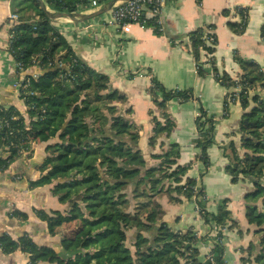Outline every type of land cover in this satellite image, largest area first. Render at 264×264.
Masks as SVG:
<instances>
[{
  "label": "trees",
  "instance_id": "1",
  "mask_svg": "<svg viewBox=\"0 0 264 264\" xmlns=\"http://www.w3.org/2000/svg\"><path fill=\"white\" fill-rule=\"evenodd\" d=\"M16 1H19L18 14L23 17L10 29L8 51L22 66V72L37 66L42 74L25 76L28 87L20 91V99L29 108V123L15 107H0V171L22 154L31 152L34 142L58 138L60 142L48 149L49 156L42 166V172L46 173L36 185L58 182L54 194L61 203L70 204V211L68 215L60 212L54 213V217L43 215V219L48 221L51 232L63 226L70 231L62 239L66 257L52 248L38 246L29 236L19 240L1 237L2 250L6 254L20 250L29 255L32 263L226 264L222 243L214 246L211 258L201 262L196 247L201 239L192 231L175 232L163 222L159 199L168 195L172 202H180L173 196L177 194L194 200L205 222L221 226L229 221L234 223L229 211L222 210L218 215L207 211V198L195 180L187 179L180 185L186 169L176 166L180 157L178 146L172 145L162 155L158 168L145 169L138 148L139 134L129 120L119 115L116 106L125 97L112 89L106 75L96 72L76 54L35 0ZM82 4L84 0H46L50 9L67 14H77ZM237 12L242 20L234 23L233 29L243 33L248 23L247 10L238 8ZM146 27L158 34L163 32V27L160 30L151 20ZM192 40L197 71L202 74L207 63L201 61V50L212 54L214 49L207 46L205 30L193 34ZM214 42H217L215 35ZM211 68L220 84L242 88L239 99L246 114L240 128L246 152L241 156L231 144L227 171L234 183L248 179L253 186L247 194L250 205L246 218L259 228L261 239L250 245L242 262L264 264V71L257 64L242 61V74L233 80L221 76L215 66ZM258 89L261 92L251 97V92ZM157 90L163 96L159 99L155 94L154 101L162 109L174 98L180 101L192 98L187 91L166 92L153 81L152 91ZM229 98L234 99L235 95ZM251 103L254 107H250ZM163 120L164 123L156 122L158 136L170 134L174 129L166 115ZM196 124L200 159L208 170L214 119L201 110ZM3 154L7 156L4 158ZM131 230L137 234L134 243L129 244Z\"/></svg>",
  "mask_w": 264,
  "mask_h": 264
},
{
  "label": "crops",
  "instance_id": "2",
  "mask_svg": "<svg viewBox=\"0 0 264 264\" xmlns=\"http://www.w3.org/2000/svg\"><path fill=\"white\" fill-rule=\"evenodd\" d=\"M18 2L0 0V107H15L29 123L28 107L15 88L19 79L16 61L7 48L10 29L16 24L12 17L18 15L19 20L23 17L18 14ZM238 8L247 10L248 23L243 33L233 29V24L242 20ZM109 10L82 23L54 20L53 25L76 54L96 72L106 75L112 89L125 97L116 106L119 115L129 120L139 134L138 148L144 157L145 169L158 168L162 155L177 145L180 157L176 166L186 169L180 185L187 179L195 180L207 198V211L212 215L229 211L234 221L224 226L213 221L207 223L199 215L194 200L173 194L181 201L172 202L168 195L159 199L164 211L163 222L175 232L192 231L201 239L196 244L201 262L207 260L214 248L215 229L219 228L226 264H244L242 258L246 257L250 245L258 244L261 239L259 228L249 224L246 218L250 205L247 194L253 186L248 179L234 183L227 168L231 163V144L241 156L246 152L242 148L240 128L246 110L239 98H229L237 87L220 84L211 66L221 76L233 80L242 74V61L257 64L264 71V0H201V4L198 0H166L161 34L138 24L122 28L110 25ZM206 29L215 35L217 42L213 46L212 65L205 64V72L198 74L192 36ZM40 74L42 70L37 66L24 72V76ZM153 81L166 92L187 91L192 98L185 101L174 98L162 109L154 96L162 99L163 95L160 90L152 91ZM259 91H252L250 96ZM201 110L214 119L208 170L201 162L198 147L196 120ZM165 115L174 129L170 134L158 136L156 122L164 123ZM59 142L58 138L34 142L31 152L22 154L6 170L0 171V238L7 235L19 240L29 236L38 246L52 248L66 257L62 239L69 233V227L51 232L43 215L54 217L59 212L68 215L70 204L61 203L54 194L57 181L36 185L46 173L42 172V166L49 156V147ZM136 234V230L129 232V244L134 243ZM0 264L57 263H32L28 254L20 250L6 254L0 247Z\"/></svg>",
  "mask_w": 264,
  "mask_h": 264
},
{
  "label": "built area",
  "instance_id": "3",
  "mask_svg": "<svg viewBox=\"0 0 264 264\" xmlns=\"http://www.w3.org/2000/svg\"><path fill=\"white\" fill-rule=\"evenodd\" d=\"M62 1L64 0H61V2ZM84 1H85V4H82L80 6V11L77 14L83 15V14L91 13L95 9L101 8L102 6H104L106 3H108L111 0H84ZM198 3L201 4V0H198ZM165 5H166V0H131L128 2H122L110 8L109 10L110 16H109L108 23L110 25L118 26L120 28L125 27L128 24H138L142 27H146V22L151 20L160 27V30H162V27L164 24L163 23V10H164ZM12 19L15 21V23H18L19 16L14 15ZM11 39H12V34L10 33L8 44H7L8 50L10 47ZM205 39H206L207 46L213 48V46L215 45L214 35L208 29H206L205 31ZM1 43H2V37L0 35V47H1ZM201 54H202L201 61L203 63L210 64V59L212 58V54L206 49H202ZM195 66L197 70L196 61H195ZM16 68H17L19 79L17 83L15 84V88L18 90L19 96H20V91L28 87V82L24 76V72H22L23 70L22 66L17 62H16ZM241 90L242 88L240 86L237 87V91L234 93L235 95L234 99L240 98L239 93L241 92ZM199 199H202V198H199ZM215 230H216L217 235L213 243L214 246L217 243L222 242L218 236L219 228H216ZM223 231H225V229ZM212 251L209 255L210 258L212 257Z\"/></svg>",
  "mask_w": 264,
  "mask_h": 264
},
{
  "label": "water",
  "instance_id": "4",
  "mask_svg": "<svg viewBox=\"0 0 264 264\" xmlns=\"http://www.w3.org/2000/svg\"><path fill=\"white\" fill-rule=\"evenodd\" d=\"M39 6L45 11V13L49 16L51 20H59V21H69V22H74V23H82L87 20H90L98 15H100L104 10L106 11L107 9L109 10L115 5H118L119 3L122 2H128L131 0H111L108 3H106L104 6L101 8L95 9L91 13L87 15H82V14H67V13H61L54 11L50 9L46 3L43 0H35Z\"/></svg>",
  "mask_w": 264,
  "mask_h": 264
},
{
  "label": "rangeland",
  "instance_id": "5",
  "mask_svg": "<svg viewBox=\"0 0 264 264\" xmlns=\"http://www.w3.org/2000/svg\"><path fill=\"white\" fill-rule=\"evenodd\" d=\"M240 181H241V180H238V182H240ZM238 182H237V183H238Z\"/></svg>",
  "mask_w": 264,
  "mask_h": 264
}]
</instances>
